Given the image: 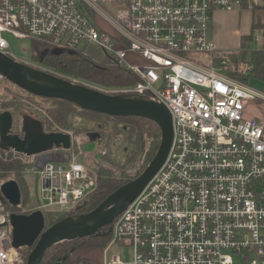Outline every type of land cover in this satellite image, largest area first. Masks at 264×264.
Instances as JSON below:
<instances>
[{"label": "built area", "instance_id": "obj_1", "mask_svg": "<svg viewBox=\"0 0 264 264\" xmlns=\"http://www.w3.org/2000/svg\"><path fill=\"white\" fill-rule=\"evenodd\" d=\"M244 3L0 0L1 53L46 70L13 54L3 32L29 38L32 49L50 54H86L85 47L95 45L135 81L107 89L62 77L109 93L150 96L171 115L166 159L110 223L104 264H264V118L246 113L250 102H264V93L237 78L249 63L231 59L233 51L219 48L209 36L214 11ZM17 99L53 98L27 92L0 73V102ZM58 131L69 135V148L25 153L0 146L3 160L20 162L22 174L39 178L33 206L19 201L12 211L0 192V264L26 261L12 245V212L68 214L97 186L96 165L80 160L89 132L84 140L71 130ZM92 132L98 135L101 161L112 141L107 130ZM59 149L66 152L57 157Z\"/></svg>", "mask_w": 264, "mask_h": 264}, {"label": "water", "instance_id": "obj_2", "mask_svg": "<svg viewBox=\"0 0 264 264\" xmlns=\"http://www.w3.org/2000/svg\"><path fill=\"white\" fill-rule=\"evenodd\" d=\"M0 73L32 94L64 99L79 108L110 116H141L154 121L160 128L159 145L144 170L114 189L91 210L67 215L47 227L44 213L39 209L29 213L10 214L12 245L30 248L25 264H40L42 255L52 244L93 235L104 226H107L104 232L109 233L114 217L137 197L165 161L173 137L171 115L164 104L150 96L105 92L93 86L73 82L52 71L30 66L1 52ZM12 120L10 110L0 112V146L3 148L12 147L25 153H37L53 146H70L67 133L41 131L35 127L37 121L28 123L20 136L11 130ZM90 136L93 135L90 133ZM0 192L12 206L19 203L20 191L14 178L2 180Z\"/></svg>", "mask_w": 264, "mask_h": 264}, {"label": "trees", "instance_id": "obj_3", "mask_svg": "<svg viewBox=\"0 0 264 264\" xmlns=\"http://www.w3.org/2000/svg\"><path fill=\"white\" fill-rule=\"evenodd\" d=\"M240 50L242 54L245 56L247 55L252 62L251 75L264 81V46L253 49L245 45L243 42ZM33 58L39 59L38 55L35 54L33 55ZM41 62L54 71L56 70L74 76H84L100 86L120 87L130 85L135 81V76L125 68L106 59L97 62L90 56L80 52H62L60 54L46 53L41 58ZM53 100L58 102L59 106L62 107L61 110L53 113L57 122L65 123L67 112L75 105L64 99L53 98ZM80 111L86 117L98 119V123H100L105 117L109 116L88 109L80 108ZM114 118L116 122H122L124 123V127H127L128 137L133 143V150L129 154L130 157L137 155L139 150L144 148L146 144H150L149 148H151V153L155 152L159 145L161 133L159 126L154 121L141 116L132 115L115 116ZM99 125L101 124H98V126ZM114 129L117 132V123L114 124ZM103 159L110 161L108 155L103 156ZM95 165L97 171L96 188L71 213L55 214L45 212L44 220L46 224L48 223V225H50L67 215L85 213L91 210L114 189L130 180L129 177H123L121 174V176L117 175L107 166L99 165L98 161L95 162ZM9 174H13L21 194V202L26 204L29 201V187L28 180L24 174L21 173V164L17 161L3 160L2 152L0 151V178ZM11 209L12 211H15L16 208L13 206ZM106 230L107 226H104L93 235L75 240L59 241L52 244L42 255L40 264H78L81 257L78 256L73 259L71 257L72 252L76 249L89 246L104 247L110 238V234L104 232ZM29 250L30 248L28 247L21 248V252L25 258ZM82 260L85 263L87 262L85 258H82Z\"/></svg>", "mask_w": 264, "mask_h": 264}, {"label": "rangeland", "instance_id": "obj_4", "mask_svg": "<svg viewBox=\"0 0 264 264\" xmlns=\"http://www.w3.org/2000/svg\"><path fill=\"white\" fill-rule=\"evenodd\" d=\"M101 4L105 6V3L102 2ZM243 17L247 18L248 13L245 12L242 13V18ZM3 37L7 40L10 51H12V53L15 54L18 58H22L28 61L34 60L32 55L30 54L31 40L29 38H17L14 37L9 32H3ZM85 52L88 56H90L97 62L104 59L103 51L100 48L96 47L95 45H91V44L87 45L85 47ZM32 62L34 64L43 67L46 70L52 71L61 76L68 75V76H72L73 78L84 80L89 84L98 85L95 84L93 81L85 78L84 76H74L70 74L61 73L47 67L46 64H44L43 62H38V61H32ZM248 86L252 88H260L264 90V82L254 78H249ZM100 87L107 89L119 88V87H105V86H100ZM262 104L263 103L258 104L257 102L252 101L249 103V106L251 105L249 108L259 107L264 112L263 109L264 106L262 107ZM71 108L72 109L67 112L66 122L59 123L57 122L53 113L55 111L61 110L62 107L59 106L58 102L54 101L53 99L52 101L43 100L42 103L38 101H33L29 103L23 99H17L16 101L5 100L0 102V109H8L10 111L13 110L12 111L13 125L11 128H13V130L18 132L20 131L23 132L27 128L28 123L31 122L33 124V121L38 122V123L35 122L37 124V125L35 124V127L39 128L41 131L48 132L49 130L57 131L59 129L71 130L74 133V135L79 136L84 140H86L85 136L86 133L88 134V132L99 130V132L104 133L102 131L107 130L112 141L108 152L110 161L105 160L103 158L100 161L101 157H99L98 155V157L92 156L91 158H88L87 156L85 162L92 164L93 166L95 165L94 163L97 160L99 165L107 166L108 168L112 169L117 175L119 176L122 175L123 177H129L130 180L138 176L144 170V168L149 163V161L151 160V158L155 153V152L151 153V148H149L150 144H146L144 148L142 149L140 148L141 150H139L137 155L130 157L129 154L133 150V143L128 137L127 127H124L123 125L124 123L116 122L115 118L113 119L110 118L109 116L105 117L103 120H101L100 123H98L97 121L98 119L89 118L83 115L79 107L72 106ZM115 123H117V129H118L117 132L114 129ZM98 124L101 125L98 126ZM95 146L96 144H94V142L85 143L84 149L94 150ZM56 155L57 157H60L59 153H56ZM9 177L14 178L13 174H9L3 178H0V182ZM36 190H37L36 181H31V183H29V201H31L32 203H36L37 201ZM47 225L48 223L47 224L45 223V227H47ZM21 248L23 247H20V250ZM87 248H91V246ZM101 252L102 251L100 249L98 251V255H100ZM71 257L73 259L77 258L75 252H72ZM82 258L84 257H81V260L78 261V264L85 263L83 262Z\"/></svg>", "mask_w": 264, "mask_h": 264}, {"label": "crops", "instance_id": "obj_5", "mask_svg": "<svg viewBox=\"0 0 264 264\" xmlns=\"http://www.w3.org/2000/svg\"><path fill=\"white\" fill-rule=\"evenodd\" d=\"M247 2H250L251 6H247L246 5ZM244 12L248 13L247 18H244V17L242 18V13ZM209 36L211 37V39L215 41V43L217 44L219 48L228 49V50L233 51L232 54L230 55L231 59H234V60L241 59L249 63L250 69L246 73L240 74V76L237 75L238 76L237 78L242 80L247 85H248L249 78L260 80L254 77L253 75H251L250 72L252 68V62L250 61L247 55L245 56L242 54L240 47L242 46L243 42L245 43V45L253 49L264 46V0H245L244 5L239 9H235V10L218 9L214 11L210 19ZM254 41H255V44H254ZM30 45H31L30 54L32 55V57L34 54L38 55L39 57V59L34 58V60L32 61L41 62V58L43 57L44 54H46V52L32 49V43H30ZM42 52L44 53L43 55H41ZM260 81L264 82L263 80H260ZM254 89L259 90L264 93L263 89H260V88H254ZM257 103L258 104L263 103L262 107L264 106V102L259 101ZM250 106L248 105L246 107L247 115L258 117V118H264V112L259 107L249 108ZM3 110H8V109H0V112ZM12 125H13V121H12ZM11 130L15 133H18L20 136L23 133L21 131L20 132L15 131L13 130V128H11ZM49 131H53V130H49ZM57 132L59 131L57 130ZM90 133L91 135H93L92 137L90 136ZM88 137H89V140L84 142L81 145L83 149H84L85 143L94 142V144H96V142L98 141V135L92 131L89 132ZM73 145L75 148V144ZM55 147L64 148L61 145L55 146ZM95 150L96 149L94 150L86 149L85 154L80 155V160L85 162L87 156L88 158H91L92 156L98 157V154L96 153ZM65 152L66 151L59 149L57 150L56 153L60 154V153H65ZM24 176L28 180V187L31 181H36V187L38 189L39 178L37 175L24 174ZM36 198H37V190H36ZM19 201L21 202V194H20ZM21 204L23 206L30 207V206L35 205L36 203H32L31 201H28L26 204H23L22 202ZM100 249L102 252L100 255H98V251ZM74 252L77 257L79 255L81 257H84L87 260V262L84 264H104V258L107 260L109 257L107 252L104 255L103 247L101 248L100 247L79 248V249H76V251Z\"/></svg>", "mask_w": 264, "mask_h": 264}, {"label": "bare ground", "instance_id": "obj_6", "mask_svg": "<svg viewBox=\"0 0 264 264\" xmlns=\"http://www.w3.org/2000/svg\"><path fill=\"white\" fill-rule=\"evenodd\" d=\"M99 131V130H98Z\"/></svg>", "mask_w": 264, "mask_h": 264}]
</instances>
